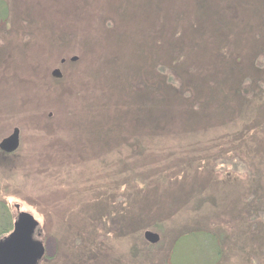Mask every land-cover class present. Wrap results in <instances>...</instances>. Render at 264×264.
<instances>
[{
    "label": "rangeland",
    "instance_id": "374dc122",
    "mask_svg": "<svg viewBox=\"0 0 264 264\" xmlns=\"http://www.w3.org/2000/svg\"><path fill=\"white\" fill-rule=\"evenodd\" d=\"M142 3L0 0V228L31 213L42 264H264V0Z\"/></svg>",
    "mask_w": 264,
    "mask_h": 264
},
{
    "label": "water",
    "instance_id": "95a60500",
    "mask_svg": "<svg viewBox=\"0 0 264 264\" xmlns=\"http://www.w3.org/2000/svg\"><path fill=\"white\" fill-rule=\"evenodd\" d=\"M18 142V136H16ZM38 220L29 212L21 211L13 232L0 241V264H39L45 250L33 239ZM146 239L157 242L160 236L147 231Z\"/></svg>",
    "mask_w": 264,
    "mask_h": 264
},
{
    "label": "trees",
    "instance_id": "16d2710c",
    "mask_svg": "<svg viewBox=\"0 0 264 264\" xmlns=\"http://www.w3.org/2000/svg\"><path fill=\"white\" fill-rule=\"evenodd\" d=\"M126 0H124V2H125ZM183 0H140V3L141 2H143L142 3V5H140V6H138L139 7V12H142V11H144L145 10V12H149L150 10H154V9H157L158 8V6H161V7H163V6H165V5H169V6H171V10L172 11H174V10H176V11H174V13H178V7L180 6V2H182ZM185 6H187V5H183L182 7H185ZM171 11V12H172ZM170 12V13H171ZM6 14V13H5ZM28 16H31V12L30 13H28L27 14ZM3 23L1 24V25H4V24H8V22L10 21V20H8V16H7V14H6V16L3 18ZM35 23H36V21H35ZM1 25H0V27H1ZM35 26H39V24L37 23V24H34ZM28 26V25H27ZM28 27H30V26H28ZM76 38V37H75ZM75 38H73V40H74V42H75ZM70 40V39H69ZM79 57V58H78ZM81 57L80 56H77V57H72V59L71 58H69V59H65V61L64 62H66L67 60L68 61H71V62H73V63H79V59H80ZM62 62V63H61ZM60 63H61V65L64 63L63 61H61ZM63 66V65H62ZM58 69H60V68H58ZM55 76V75H54ZM56 77V76H55ZM56 78H58V77H56ZM17 133H18V135H17ZM16 136H19V142H20V127H18V126H16V127H14V129H13V131H12V133H10L8 136H5V137H2L1 138V140H0V152L1 153H6V152H8V151H6L4 148L6 147H8V149H11L12 148V146H11V144L9 143V144H7V142L6 141H8V140H15L14 141V143H15V146L18 144V142H17V140H16ZM4 143V144H3ZM21 143V142H20ZM3 144V145H2ZM20 147V144H19V146L16 148V149H13V151L12 152H10L11 154L10 155H8L9 157H10V159H12L13 157L12 156H15V160H14V163H13V166L17 169L18 168V165H20V163H19V160H20V158H19V156H18V153H17V151H18V148ZM7 154V153H6ZM131 211V210H130ZM218 243V242H217ZM217 246V249H218V255H219V257H220V255H221V253H222V250H221V246L218 244V245H216Z\"/></svg>",
    "mask_w": 264,
    "mask_h": 264
},
{
    "label": "flooded vegetation",
    "instance_id": "af4514ba",
    "mask_svg": "<svg viewBox=\"0 0 264 264\" xmlns=\"http://www.w3.org/2000/svg\"><path fill=\"white\" fill-rule=\"evenodd\" d=\"M14 141H15V140H14ZM14 141H13V140H8V141H6V142H7V144L10 143L12 147H15V143H14ZM16 208H17V214L14 215V216H12V223H11V224H12V227L10 228V230H9V231H6L8 226L3 227V228H0L1 232H4V235L0 236V241L6 239V238H7V237L13 232V230H14V228H15V224H16L18 218H19V214H20V212L22 211L19 205H16ZM38 222H39V221H38ZM33 239H34L37 243H39L40 245H43V247H44L45 252H44L42 258L39 259V264H42V262H43L44 259L46 258L47 251H46V244H45V241H44V239H43V237H42V231H41V224H40V222H39L38 226L35 228V231H34V233H33Z\"/></svg>",
    "mask_w": 264,
    "mask_h": 264
}]
</instances>
